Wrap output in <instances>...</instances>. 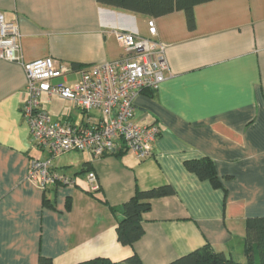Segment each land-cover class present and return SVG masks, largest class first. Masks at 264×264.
I'll return each instance as SVG.
<instances>
[{"label":"crops","instance_id":"obj_1","mask_svg":"<svg viewBox=\"0 0 264 264\" xmlns=\"http://www.w3.org/2000/svg\"><path fill=\"white\" fill-rule=\"evenodd\" d=\"M194 9L189 30L183 10L151 17L98 0H0V13L19 25L23 60L52 56L71 68L54 82H75L81 69L124 56L114 31L149 37L150 19L169 65L159 88L135 99L134 121L161 129L151 157L126 148L102 157L71 150L55 165L79 182L42 189L29 178L31 158L48 153L23 118L26 73L0 58V264H39L42 256L52 264L122 262L133 254L143 264H167L205 244L245 259L246 220L264 216V0H211ZM40 102L57 121L85 126L99 117L59 96L42 93ZM203 157L215 162L225 188L187 169ZM165 184L175 194L152 199L145 234L121 243L119 207L137 188Z\"/></svg>","mask_w":264,"mask_h":264},{"label":"built area","instance_id":"obj_2","mask_svg":"<svg viewBox=\"0 0 264 264\" xmlns=\"http://www.w3.org/2000/svg\"><path fill=\"white\" fill-rule=\"evenodd\" d=\"M148 28L149 37L115 30L117 41L125 50L124 56L81 69L75 82H54L71 68L52 56L23 60L19 25L7 21L0 13V58L23 66L27 77L23 118L34 144L48 153L45 159L33 157L30 161L29 178L42 189L79 182L78 176L62 173L54 163L71 150L89 151L95 157L119 148H126L143 159L153 155V145L161 129L157 124L142 125L134 121L135 99L144 89H158L167 78L169 65L166 46L156 38L158 29L154 19L148 21ZM42 93L62 97L87 112L97 110L99 117L89 118L85 126L57 121L41 106ZM87 181L98 188L94 171L87 173Z\"/></svg>","mask_w":264,"mask_h":264},{"label":"trees","instance_id":"obj_3","mask_svg":"<svg viewBox=\"0 0 264 264\" xmlns=\"http://www.w3.org/2000/svg\"><path fill=\"white\" fill-rule=\"evenodd\" d=\"M211 0H98L100 3L112 5L132 12L142 13L151 17H160L176 10H183L189 30L196 28L195 6ZM82 67L81 64H73ZM187 169L195 172L201 179H208L216 188H225L217 173L215 162L203 157L186 162ZM170 184L150 189L137 188L134 195L119 208L121 218L116 227L117 236L124 245H133L144 234L143 213L149 211L152 199L175 194ZM116 212L117 208L113 207ZM244 255L245 260L239 261L224 251H216L212 245L205 244L167 264H264V216H252L246 220ZM126 264H143L138 254H133L124 261ZM107 257H95L76 264H121ZM39 264H52V259L40 257Z\"/></svg>","mask_w":264,"mask_h":264},{"label":"rangeland","instance_id":"obj_4","mask_svg":"<svg viewBox=\"0 0 264 264\" xmlns=\"http://www.w3.org/2000/svg\"><path fill=\"white\" fill-rule=\"evenodd\" d=\"M60 103H63V102H61V101H59ZM64 104V103H63ZM80 109V108H79ZM81 110V109H80ZM79 110V111H80ZM75 153H78V154H82L83 152L82 151H78V150H76L75 151ZM54 163H56V162H54ZM238 255L236 254V256L234 257V259H236V260H240V257H237ZM237 257V258H236ZM245 259H241V261H244Z\"/></svg>","mask_w":264,"mask_h":264}]
</instances>
